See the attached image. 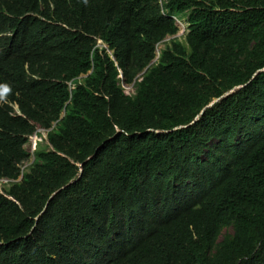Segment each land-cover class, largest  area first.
Returning <instances> with one entry per match:
<instances>
[{
	"label": "trees",
	"instance_id": "obj_1",
	"mask_svg": "<svg viewBox=\"0 0 264 264\" xmlns=\"http://www.w3.org/2000/svg\"><path fill=\"white\" fill-rule=\"evenodd\" d=\"M2 179L0 264H264V0H0Z\"/></svg>",
	"mask_w": 264,
	"mask_h": 264
},
{
	"label": "rangeland",
	"instance_id": "obj_2",
	"mask_svg": "<svg viewBox=\"0 0 264 264\" xmlns=\"http://www.w3.org/2000/svg\"><path fill=\"white\" fill-rule=\"evenodd\" d=\"M188 15H184V17H182V18H180L179 19V21H178V23L176 24L177 26H178V28H179V32H178V34L175 36V37H173V38H171V37H169V38H167L166 40H165V42L166 43H163V44H161V46H160V49L162 50L164 47H165V45L167 44V43H169V40H171V39H174V38H177L178 40H180V41H182V42H184V37H185V35L187 34V28H188V23H187V17ZM159 56V52L157 53V57ZM127 88V87H126ZM128 91H130L129 89H128ZM15 111H16V113L17 114H19V112H18V109L15 107ZM48 146V144L46 143V142H44V143H36L34 146H32L31 145V143L30 142H28V144L25 146V149L26 150H29L28 152L30 153V154H32V152H33V150L36 152V151H38V150H41V149H43V150H47V147ZM34 161V157L31 155V158H30V160H29V162H27V163H25L26 165H28V167L30 166V164L32 163ZM24 164V165H25ZM23 165V166H24ZM28 167H27V169H28ZM27 169H25L26 171H27ZM8 185V184H7ZM6 185H2V186H0V190H1V193L0 194H3V189H4V187H5ZM227 233V232H231V230L230 229H228V230H225L224 231V233Z\"/></svg>",
	"mask_w": 264,
	"mask_h": 264
},
{
	"label": "built area",
	"instance_id": "obj_3",
	"mask_svg": "<svg viewBox=\"0 0 264 264\" xmlns=\"http://www.w3.org/2000/svg\"><path fill=\"white\" fill-rule=\"evenodd\" d=\"M167 1H169V0H160V4L166 3ZM179 19L180 18H175L176 24L178 23ZM123 89H124V93L126 95H128V96H131V95H134L135 94L134 85H130V86L123 85ZM128 89L130 91H128ZM47 132L48 131H46L44 129L37 128V133L34 136H31L30 137V141H31L32 145H34L36 143H43L44 142V139H46ZM32 154H33V152H32ZM27 167H28V165L25 164L24 166H22V170H25ZM9 183H10L9 180L3 179V180L0 181V186L7 185ZM0 193H1V190H0Z\"/></svg>",
	"mask_w": 264,
	"mask_h": 264
},
{
	"label": "bare ground",
	"instance_id": "obj_4",
	"mask_svg": "<svg viewBox=\"0 0 264 264\" xmlns=\"http://www.w3.org/2000/svg\"><path fill=\"white\" fill-rule=\"evenodd\" d=\"M26 46V45H25ZM6 53V52H5ZM3 56V55H2ZM18 109V108H17ZM39 128V127H38ZM45 130V129H44ZM46 131H48V130H46ZM37 133V128H36V131H35V133L32 135V136H34L35 134ZM47 134H48V132H47ZM40 135V134H39ZM30 137L31 136H29L28 137V142H30L31 143V141H30ZM44 142H46L47 144H48V141H47V135H46V139H44ZM43 142V143H44ZM28 144V143H27ZM31 145H32V143H31ZM35 145V144H34ZM34 145H32V146H34ZM29 150H27V152H28ZM29 153V152H28ZM34 153H35V151L33 150V154H30V156L32 155L33 157H34ZM31 158V157H30ZM29 162V161H28ZM25 163H27V162H25ZM25 163H23L22 165H21V175H23V173L24 172H26V170H22V166L25 164ZM27 169V168H26ZM3 180V179H2ZM7 180V179H6ZM1 181V180H0ZM0 195H4V194H0Z\"/></svg>",
	"mask_w": 264,
	"mask_h": 264
}]
</instances>
